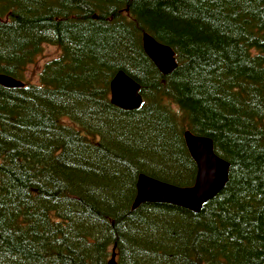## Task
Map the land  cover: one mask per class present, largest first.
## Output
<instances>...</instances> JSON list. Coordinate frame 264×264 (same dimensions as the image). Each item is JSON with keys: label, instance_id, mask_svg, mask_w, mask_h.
<instances>
[{"label": "trees", "instance_id": "1", "mask_svg": "<svg viewBox=\"0 0 264 264\" xmlns=\"http://www.w3.org/2000/svg\"><path fill=\"white\" fill-rule=\"evenodd\" d=\"M120 71L138 109L110 102ZM0 75L25 86L0 85V264H264V0H0ZM186 131L224 188L197 213L132 209L140 176L193 186Z\"/></svg>", "mask_w": 264, "mask_h": 264}, {"label": "water", "instance_id": "2", "mask_svg": "<svg viewBox=\"0 0 264 264\" xmlns=\"http://www.w3.org/2000/svg\"><path fill=\"white\" fill-rule=\"evenodd\" d=\"M143 50L158 71L164 75L176 68L174 53L170 47L160 44L148 34L142 36ZM0 85L20 88L24 84L13 78L0 75ZM139 85L124 72H118L110 82V102L122 110H135L142 104ZM188 152L196 164L197 173L193 186L178 188L147 176H140L136 184V195L132 209L144 203L170 204L197 213L214 198L228 180L229 164L213 151L212 141L205 137L184 132ZM108 264L115 263L112 254Z\"/></svg>", "mask_w": 264, "mask_h": 264}, {"label": "rangeland", "instance_id": "3", "mask_svg": "<svg viewBox=\"0 0 264 264\" xmlns=\"http://www.w3.org/2000/svg\"><path fill=\"white\" fill-rule=\"evenodd\" d=\"M59 55V50L50 45H45L43 47L41 55L38 57L37 61L35 64H32L28 67V70L26 72V77L29 79V81L36 83L37 82V77L38 74L42 68V66L51 59L56 58ZM68 120L65 119V122Z\"/></svg>", "mask_w": 264, "mask_h": 264}, {"label": "bare ground", "instance_id": "4", "mask_svg": "<svg viewBox=\"0 0 264 264\" xmlns=\"http://www.w3.org/2000/svg\"><path fill=\"white\" fill-rule=\"evenodd\" d=\"M25 87V86H24ZM203 137V136H202Z\"/></svg>", "mask_w": 264, "mask_h": 264}]
</instances>
